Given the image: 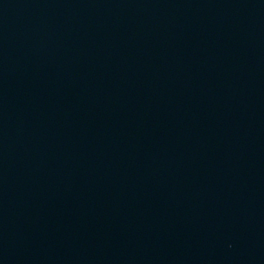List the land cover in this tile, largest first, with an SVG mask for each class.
Listing matches in <instances>:
<instances>
[{
    "label": "water",
    "instance_id": "1",
    "mask_svg": "<svg viewBox=\"0 0 264 264\" xmlns=\"http://www.w3.org/2000/svg\"><path fill=\"white\" fill-rule=\"evenodd\" d=\"M0 264H264V0H0Z\"/></svg>",
    "mask_w": 264,
    "mask_h": 264
}]
</instances>
